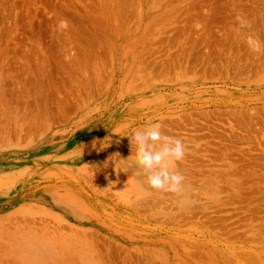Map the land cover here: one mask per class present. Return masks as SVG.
I'll return each mask as SVG.
<instances>
[{"label": "rangeland", "instance_id": "obj_1", "mask_svg": "<svg viewBox=\"0 0 264 264\" xmlns=\"http://www.w3.org/2000/svg\"><path fill=\"white\" fill-rule=\"evenodd\" d=\"M0 264H264V0H0Z\"/></svg>", "mask_w": 264, "mask_h": 264}, {"label": "clouds", "instance_id": "obj_2", "mask_svg": "<svg viewBox=\"0 0 264 264\" xmlns=\"http://www.w3.org/2000/svg\"><path fill=\"white\" fill-rule=\"evenodd\" d=\"M161 127L154 123L134 133L135 159L144 169L151 188L179 193L185 177L179 171H171L170 165L185 158L186 148L181 139L164 135Z\"/></svg>", "mask_w": 264, "mask_h": 264}]
</instances>
